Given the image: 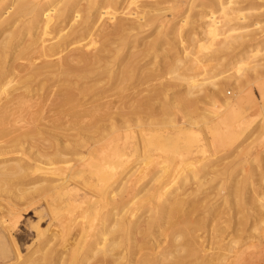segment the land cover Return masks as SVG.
I'll return each instance as SVG.
<instances>
[{"label":"bare ground","instance_id":"obj_1","mask_svg":"<svg viewBox=\"0 0 264 264\" xmlns=\"http://www.w3.org/2000/svg\"><path fill=\"white\" fill-rule=\"evenodd\" d=\"M5 1L9 4L3 7ZM79 1L72 2L74 9ZM104 1L120 3L124 0H90L91 5ZM59 2L62 0L51 1L46 6L40 0H0L2 30L13 25L19 15H31L27 24L35 28L29 39L9 31L0 38V137L8 129L13 128L15 132L24 128L0 146V184L23 178L28 170L42 172L35 189L45 197L51 219L57 222V229H51L48 235L39 233L45 243L40 255L27 256L23 264H89L91 261V264H264L262 254L241 250L246 238L242 239L241 233L247 219L234 223L228 214L223 227L209 229L217 209L197 193L199 179L197 188L190 189L198 176L196 166L191 163L181 170L168 155H187L194 145L195 141L187 144L181 141L183 128L163 120L162 132L159 129L147 134L139 130L141 116L138 118L135 112L136 91L134 81L131 82L139 60L136 59L138 48L134 50L135 44L126 32L129 34L144 26L146 21L142 19L145 18L139 22L124 18L114 21L115 10L100 11L101 7H97L96 20L102 13L110 14L113 23L110 28L95 31L96 20L89 19L93 14H87L77 25L80 27L62 32L63 28L57 25L60 23L53 24L51 19ZM232 3V0L211 1L203 27L208 44L221 34L217 14L228 21L242 20L239 14L242 9H233ZM7 13L8 16H3ZM175 28L178 31L177 26ZM232 29L223 30L229 34ZM227 34L224 36L226 46L230 36ZM98 35L101 42L95 38ZM176 35L172 36L174 40L180 36ZM191 38L189 40L193 41ZM260 41L257 42L261 45L257 44L264 49V40ZM151 46L147 43L145 48ZM255 53L246 55L247 61ZM241 61L244 63L243 59ZM187 67L192 71L187 74L188 84L195 86V77L203 73L206 66L195 57L189 60ZM223 99L221 105L230 118L232 101ZM240 123L243 122L235 126ZM66 125H75L78 129L64 133L66 130L62 129ZM238 126L235 139L242 134ZM59 129L61 131L56 132ZM260 131L264 137V119L260 122ZM33 136L47 141V145L35 152L34 164L19 161L5 164L3 158L9 149L15 148H12L13 153L21 159L20 142ZM204 150L200 146L199 152ZM67 153L77 158L71 159ZM210 162L207 160L201 166ZM57 173L64 177L50 178L49 175ZM77 177L81 185L91 188L89 194L79 187ZM226 191L228 196H241L245 187H230ZM66 208L77 210L74 215L62 217L60 213ZM11 214L9 220L17 222L19 216L16 219ZM72 223L76 225L74 228H71ZM200 231L204 233L199 234ZM9 239L13 260L6 263L17 264L22 256L13 238Z\"/></svg>","mask_w":264,"mask_h":264},{"label":"rangeland","instance_id":"obj_2","mask_svg":"<svg viewBox=\"0 0 264 264\" xmlns=\"http://www.w3.org/2000/svg\"><path fill=\"white\" fill-rule=\"evenodd\" d=\"M40 1L45 2L48 6L51 1L55 0ZM126 1H120L121 4L115 3V1L107 3L104 1L91 5L90 0H80L77 9H74L72 6L74 0H62L55 6L56 8L54 7L55 11L51 14V19L53 24L60 23L57 25L63 28L62 32L69 30L71 32L81 26L77 25L82 19H85L87 14H93L89 19L96 20L94 15L97 12V7H101L100 11L115 10L114 21L124 18L139 22V19L145 18V20L142 19V21H146L144 26L135 31L131 30L129 34L126 32L135 44L134 50L136 51L138 48L136 59L139 58V60L136 61L135 73L133 71L137 80L133 76L131 82L134 81L133 90L136 91L135 112L138 114V118L141 116L139 130L145 131L147 134H153L160 130L162 132L163 120H167L169 125H172L170 122H173L183 128L181 141L183 140V144L195 141L194 145L187 155L183 153L184 157L181 153H179L180 155L168 153V155L175 165L179 164L181 170L191 163L196 166L194 168L198 172V176L197 179H193V188L191 185L190 189L197 188L196 182L199 179L201 184L197 193L204 198V202L217 209L208 226L209 229L223 227V221L227 219L228 214L231 216L228 218L234 223H239L241 219H247L241 233V238L246 237L242 238L245 243L241 246V250H246V253H260L262 254L261 258L264 259V137L260 131V122L264 119V49H261V44L257 42L261 38L264 40V0H232L233 9H242L239 13L242 20L228 21L216 13V19H219L218 25L221 26V34L220 37L213 40L214 42H209L212 47L211 44H208L203 29L208 18L206 11L210 8L212 0H134L131 4ZM6 4H9L8 1L3 3V7ZM8 14L3 16H8ZM102 14L94 23L95 31L110 28L113 25L112 19L109 18L110 14ZM16 18V22L7 26V30L0 28V38L2 35H7L6 31L17 32L23 38H30L35 29L34 26L30 27L27 24V19H30L31 15H19ZM171 28L174 29L171 31ZM229 28L233 29L230 31L231 33L227 34V31L224 30H229ZM168 30H170L169 34ZM172 32L174 36L176 33L177 37L180 35L179 39L174 37L176 39L174 40ZM225 34L230 35L226 39L229 42L227 46L225 45ZM95 38L101 42L99 35ZM190 38L191 40L194 38V42L190 41ZM195 39L197 40L195 41ZM147 43L152 45L150 49L145 48ZM197 44L203 45L199 49L204 48L205 50L195 48ZM143 47L146 51L142 49ZM140 49L143 51L141 52ZM251 53L255 54L247 61L246 55ZM177 57L181 59L178 60ZM195 57L202 66H206V69L195 77V86H189L187 76L192 71L187 66L189 60ZM242 59L244 63H241ZM166 86L170 88H166ZM166 89H168L167 93L164 92ZM223 98L232 101L230 118H227L228 112L221 105ZM187 101H190L188 103L193 106L188 105ZM240 121L243 123L237 126H241L239 130H242H240L242 134L235 139L234 135L237 132L235 124ZM76 129L78 126L66 125L62 130H66L64 133H74ZM23 130L24 128L14 132L13 128L8 129L7 133L0 137V146L9 142V137L16 136ZM58 131L61 130H56V132ZM39 139V137L33 136L20 142L19 148L23 153V156H20L21 159H18L16 153H13L15 148H10L9 153H6L7 155L3 158L6 161L5 164H15L18 161L20 164L32 163L37 149L47 145V141L43 142L40 139V142ZM200 146L204 147L206 151L199 152ZM17 147L16 149H19ZM67 155H70L71 157H66L71 159L77 158L70 153ZM0 158L2 157L0 156ZM207 160L213 163L210 162L202 167L201 164ZM26 174L25 176L30 178L25 176L24 179L22 177L13 178L7 180L5 184H0V264H7L6 262L13 260L9 243L10 236L22 256L20 257L21 262L17 264H23L27 256L40 255V250L45 243L42 242L44 236H40L39 233L48 235L51 229H57V222L51 219L45 197L40 194L38 188L35 189L43 173L28 170ZM49 176L50 178H60L64 177V174L57 173ZM77 178L75 180L79 187L81 186L80 188L89 194L88 190L91 188L81 185V179L77 180ZM240 185L245 187L243 195L228 196L227 189L229 190L230 187L234 189L235 186ZM29 188L32 192L29 191ZM23 191L26 192L24 195ZM242 198H244L243 201H241ZM76 210V208L72 210L66 208L60 214L62 217H68L70 214L74 215ZM10 213L16 219L19 216L17 222L13 223L9 220V218L11 219ZM199 217H203V215ZM71 225V228L76 226L73 223ZM74 232L72 229L71 233ZM203 233L200 231L199 234ZM91 263L92 261L89 264Z\"/></svg>","mask_w":264,"mask_h":264}]
</instances>
